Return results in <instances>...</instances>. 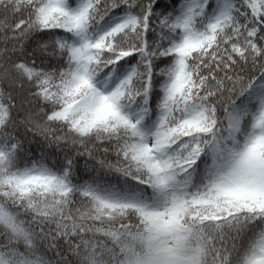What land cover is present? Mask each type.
<instances>
[{
    "label": "snow or ice",
    "instance_id": "obj_1",
    "mask_svg": "<svg viewBox=\"0 0 264 264\" xmlns=\"http://www.w3.org/2000/svg\"><path fill=\"white\" fill-rule=\"evenodd\" d=\"M0 264H264V0H0Z\"/></svg>",
    "mask_w": 264,
    "mask_h": 264
}]
</instances>
